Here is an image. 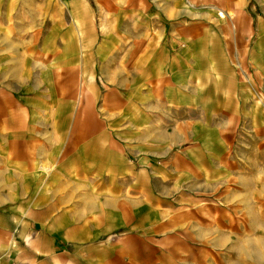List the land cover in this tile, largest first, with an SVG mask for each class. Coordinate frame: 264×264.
Returning <instances> with one entry per match:
<instances>
[{"label": "crops", "instance_id": "obj_1", "mask_svg": "<svg viewBox=\"0 0 264 264\" xmlns=\"http://www.w3.org/2000/svg\"><path fill=\"white\" fill-rule=\"evenodd\" d=\"M23 1L49 29L0 54V264H213L202 214L264 224V0Z\"/></svg>", "mask_w": 264, "mask_h": 264}, {"label": "rangeland", "instance_id": "obj_2", "mask_svg": "<svg viewBox=\"0 0 264 264\" xmlns=\"http://www.w3.org/2000/svg\"><path fill=\"white\" fill-rule=\"evenodd\" d=\"M62 6L69 7V2L71 0H58ZM31 3V2H29ZM189 4V3H188ZM188 4L185 6L188 8ZM78 6H80V3H78ZM31 9V4H28L27 2L20 0L18 2L12 3L11 6V16L8 18L0 17V54H4L7 52L13 51L11 47L14 46V49L16 50V45H12L11 43H26L29 41L34 42H40L46 38V35H48L46 32L48 31V19L46 24L43 23L42 25V32L41 33H31L30 34V28L29 23L33 19L29 18L27 15L28 10ZM198 9L197 14V20H201L202 23H198V26H205V25H214V27H217L218 30L224 27H229L228 34H224L225 39L229 40L231 43H238L237 42V33H236V22L232 25V23L227 22V19L221 18L223 21H213V20H207L203 16H199L200 14L203 15L204 7L203 6H196ZM80 13V11H79ZM219 14V13H218ZM80 16L74 15V12H71V16L73 18V21L75 25L73 27H69L68 30H64L63 37L65 40L69 42L70 45L76 47V42L80 43V40L83 41L84 37L86 36L84 33L83 28V15L80 14ZM221 17V16H220ZM244 25V24H243ZM242 25V26H243ZM74 27L77 28V31L74 30ZM76 32V33H75ZM36 35V37H35ZM32 36L34 37L32 39ZM51 37V41L53 40L58 41L57 36L53 34ZM81 38V39H80ZM242 43V41H240ZM12 45V46H11ZM19 47V46H18ZM21 47V46H20ZM23 47V45H22ZM23 50L20 51L22 53ZM58 52V51H54ZM80 53V50L78 51ZM76 52L74 50H68L67 51V57L69 59H73L76 57ZM22 56V55H21ZM56 54L53 55L54 59ZM55 62V60H54ZM76 68L74 65L68 66V71L63 70V74L70 83L72 82V79L75 78L73 75H71L70 70ZM78 76V75H77ZM76 76L77 80V97L80 98V78ZM91 99V98H90ZM81 104L89 105L92 102L88 100L87 98L81 97ZM92 100V99H91ZM219 206H214V209L212 210V215H209L208 212L206 214L207 217H205V214H202V220L210 219L213 220V235H214V241L212 242V248L206 246L204 241L197 242V243H190V246L192 248V245H194L197 249V251H203L205 249H211L213 252V264H228V260L236 259L238 250L240 255L243 258L244 263L243 264H264V241H253V233H258L264 235V224L261 223V226H253L252 224H247L249 221H251L252 213L249 212L250 210L245 209L244 215L240 217L245 222V225L243 226H235V225H226V220L224 216L222 215V211H219ZM226 212V211H225ZM230 212V210L228 211ZM231 214V212H230ZM229 217H236L234 215H230ZM226 215V214H225ZM263 222V216L261 217ZM225 230H229V233L231 234L229 239L227 241H218L216 238L220 235L221 232H225ZM236 233H239L243 235L244 240L237 241V235ZM252 235V236H251ZM242 237V236H241ZM250 237V238H249ZM263 237V236H262ZM185 244V243H184ZM187 244V243H186ZM188 245V244H187ZM210 245V244H209ZM183 246V243H182ZM254 248L258 250L261 253L260 257H254L253 252ZM242 253V254H241ZM244 253V254H243ZM230 255V256H229ZM199 260H204L203 257ZM203 262V261H202ZM231 264V263H230Z\"/></svg>", "mask_w": 264, "mask_h": 264}]
</instances>
